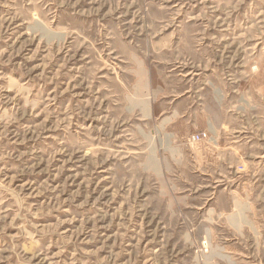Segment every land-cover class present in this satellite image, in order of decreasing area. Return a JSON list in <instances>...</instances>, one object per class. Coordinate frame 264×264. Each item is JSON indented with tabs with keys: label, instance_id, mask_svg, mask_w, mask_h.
I'll return each instance as SVG.
<instances>
[{
	"label": "rangeland",
	"instance_id": "obj_1",
	"mask_svg": "<svg viewBox=\"0 0 264 264\" xmlns=\"http://www.w3.org/2000/svg\"><path fill=\"white\" fill-rule=\"evenodd\" d=\"M0 264H264V0H0Z\"/></svg>",
	"mask_w": 264,
	"mask_h": 264
},
{
	"label": "built area",
	"instance_id": "obj_2",
	"mask_svg": "<svg viewBox=\"0 0 264 264\" xmlns=\"http://www.w3.org/2000/svg\"><path fill=\"white\" fill-rule=\"evenodd\" d=\"M205 138H206V135L205 134H203V135L202 134H198L195 137H193L192 140L194 142H201Z\"/></svg>",
	"mask_w": 264,
	"mask_h": 264
}]
</instances>
